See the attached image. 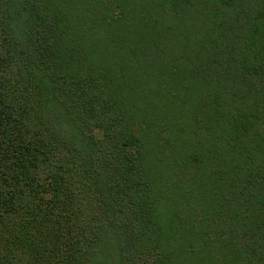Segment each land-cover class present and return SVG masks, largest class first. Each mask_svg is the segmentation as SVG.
Here are the masks:
<instances>
[{"label":"trees","instance_id":"trees-1","mask_svg":"<svg viewBox=\"0 0 264 264\" xmlns=\"http://www.w3.org/2000/svg\"><path fill=\"white\" fill-rule=\"evenodd\" d=\"M0 264H264V0H0Z\"/></svg>","mask_w":264,"mask_h":264}]
</instances>
